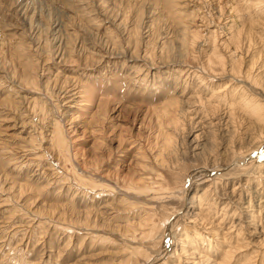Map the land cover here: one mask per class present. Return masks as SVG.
Returning a JSON list of instances; mask_svg holds the SVG:
<instances>
[{
	"label": "rangeland",
	"instance_id": "374dc122",
	"mask_svg": "<svg viewBox=\"0 0 264 264\" xmlns=\"http://www.w3.org/2000/svg\"><path fill=\"white\" fill-rule=\"evenodd\" d=\"M243 95L264 106V0H0V264H193L184 233L264 264V124L231 109ZM143 217L174 225L166 254L129 232Z\"/></svg>",
	"mask_w": 264,
	"mask_h": 264
},
{
	"label": "bare ground",
	"instance_id": "6f19581e",
	"mask_svg": "<svg viewBox=\"0 0 264 264\" xmlns=\"http://www.w3.org/2000/svg\"><path fill=\"white\" fill-rule=\"evenodd\" d=\"M235 15V14H234ZM257 45V44H256ZM216 61V60H215ZM214 63V62H213ZM216 64V63H215ZM231 71V70H230ZM190 73V72H189ZM217 74V73H216ZM219 77V76H218ZM239 78V77H238ZM238 80V79H237ZM208 82H202L201 84L204 86V85H206ZM213 86V85H212ZM214 86H216V85H214ZM231 86V85H230ZM208 87V86H207ZM206 87V88H207ZM209 87H211V86H209ZM208 87V88H209ZM237 87V86H236ZM200 88V87H199ZM213 88H215V90H217V92L219 91V89L221 88V86L219 85L218 87H217V89H216V87H212V90H213ZM224 88V87H223ZM226 89V87L222 90V91H224ZM237 90H238V88H236ZM235 90V89H234ZM237 90H235V91H237ZM226 91V90H225ZM216 91L214 92L213 91V95H210L209 97H199V100H200V102H202V103H204L205 105H207L208 106V104H211V102H213L214 100H216V98H218V97H221V95H219V93H217ZM221 92V91H220ZM230 92V91H229ZM231 94L233 95V93L231 92ZM79 95V94H78ZM200 95V94H199ZM218 97H217V96ZM227 95H229V93H222V96L223 97H226ZM231 96V95H230ZM222 98V97H221ZM220 98V99H221ZM225 100V99H224ZM91 101V100H90ZM259 101V100H258ZM258 101H257V99H254V98H251V96L250 97H247V95H243V96H239L237 99H236V102H233L232 104H231V106L230 107H232L231 109H234L233 107L237 104L238 106H239V110H243V111H245V113H247L248 114V116H252V115H254V117H255V119L257 120V121H259V122H261V123H263L264 124V106L262 105V104H260V103H258ZM173 102V101H172ZM170 103H171V101H170ZM230 103V102H229ZM235 103V104H234ZM230 105V104H229ZM228 105V106H229ZM44 108V107H43ZM236 110V109H235ZM228 113V112H227ZM210 115V114H209ZM210 117V116H209ZM201 123V122H200ZM184 131V130H183ZM54 132V131H53ZM203 133V132H202ZM54 135H55V132L53 133ZM55 141V140H54ZM56 145L57 146H62L63 145V142H62V140L60 139V138H58L57 137V135H56ZM202 170L201 169H199V170H197V171H193L191 174H189L188 175V180H187V183L185 184V188H183L184 189V191H183V194H186L189 190H190V188L193 186V184H194V182L195 181H197V178L203 173H201L200 174V172H201ZM158 182V181H157ZM166 182L167 183H165V184H167V190H169L168 192H167V194L166 195H168V199H171V198H173L174 196H176L175 194H177L174 190L175 189H177L176 187H173L172 186V183H171V181H167V179H166ZM185 182V181H184ZM159 183V182H158ZM175 183V182H174ZM160 184H163L162 182L160 183ZM184 184V183H183ZM164 187V186H163ZM147 188V187H146ZM238 188V186H236L235 185V189L233 190V192L236 190ZM194 189V188H193ZM206 189H208V188H206ZM219 189V188H218ZM147 190V189H146ZM149 190H150V188H149ZM216 190V189H215ZM158 191V190H157ZM181 191V190H180ZM197 191V190H196ZM204 191H207V190H204ZM211 191V190H210ZM182 192V191H181ZM178 193H180V192H178ZM183 194H182V196H183ZM203 194V193H202ZM207 193H205V195H206ZM209 194V193H208ZM223 194V193H222ZM165 195V196H166ZM174 195V196H173ZM179 195V194H178ZM216 195V194H215ZM224 195L225 196H227L228 197V195L227 194H225L224 193ZM181 196V195H180ZM201 196V195H200ZM199 196V197H200ZM206 196H208V195H206ZM210 196H211V192H210ZM210 196H209V198H210ZM224 196V197H225ZM199 197H197V198H199ZM216 197H218V196H216ZM234 197V196H233ZM232 197V198H233ZM180 198V197H179ZM182 198V197H181ZM203 198V197H202ZM212 198V197H211ZM214 198V197H213ZM200 199V198H199ZM205 199V198H204ZM208 199V198H207ZM182 201V200H181ZM200 201V200H199ZM198 201V202H199ZM206 201V200H205ZM204 201V202H205ZM231 201H233V199H230V201L229 202H231ZM195 202L196 201H194V205L192 206L193 208H195V206H196V204H195ZM200 202H202V200L200 201ZM228 202V203H229ZM207 203H208V201H207ZM219 203V202H218ZM203 205H204V203H203ZM208 205V204H207ZM199 206H201L200 204H199ZM218 206V205H217ZM191 207V208H192ZM202 207V206H201ZM200 207V208H201ZM212 207V206H211ZM210 207V208H211ZM231 211V210H230ZM201 212V211H200ZM197 213V218H198V220H200V222L202 221H205L206 222V220L201 216V214L200 213H198V212H196ZM195 213V214H196ZM232 214V213H231ZM236 214V212L234 211V213H233V215H235ZM205 215V214H204ZM195 216V215H194ZM196 218V219H197ZM143 220L142 221H139L138 223H137V225L135 226V227H133V229H130V233H132V234H134V232H136L137 231V229L138 228H140V229H142V231L143 232H145L146 233V238L147 239H149L150 241H152V240H160L161 241V243H162V246H161V250L162 251H165V254L167 253V248L169 247V245H170V242L172 241L171 240V238L169 237V236H171V235H173V228H174V225H172V223H171V225L170 226H167V221L165 220L164 221V223L161 225V223H157L156 222V220H152L151 218H146V217H143L142 218ZM195 219V218H194ZM195 219V220H196ZM223 219L224 218H222V220L218 223V224H221L222 222H223ZM202 222H201V224H202ZM204 224V223H203ZM163 226L164 225V227H163V229H161V227H159V226ZM204 226V225H203ZM212 227V226H211ZM43 228V227H42ZM166 228H167V231H166ZM186 230H187V228H186ZM139 231H141V230H139ZM197 232V231H196ZM218 232V231H217ZM167 233V234H166ZM198 233V236H200L199 235V232H197ZM127 234V233H126ZM185 235H183V237H184V239H183V237H181V247H179V248H177V250L175 251V253L176 252H179V254H181L180 256L182 257V255L183 256H188V255H191V257H192V255H196L195 257L193 256V258H198L199 260H197V261H191L193 264H221V263H215L214 261H212L209 257H207L206 256V254H205V252H204V250L202 249L201 250V252L198 254V253H196V250H198V252H199V243L200 242H197V239H198V237L196 236V235H194L193 233H191V234H188V235H186V233H184ZM190 235H191V237H190ZM216 235V237H218L219 236V233H217V234H215ZM173 237V236H172ZM189 237V238H188ZM215 237V236H214ZM169 239L170 238V240H168L169 242H167V240L166 239ZM177 239V238H176ZM185 240V241H184ZM225 240V239H224ZM164 241H166V242H164ZM200 241V240H199ZM207 241H210V239H207ZM215 241V240H214ZM213 244V243H212ZM192 245V246H191ZM153 247H155V246H153ZM189 248H191V249H189ZM207 248V247H206ZM170 249V248H169ZM237 249V248H236ZM233 251V252H232ZM234 251H236V250H230V251H228V253H227V258L228 257H231V256H233V253H234ZM171 252V251H170ZM157 253H159V252H157ZM156 252H154L153 254H151V256H150V259L154 256V254H157ZM172 254H171V258H174V255L175 254H173V252H171ZM184 254H188V255H184ZM177 256V255H176ZM179 257V256H178ZM180 258V257H179ZM170 259V258H169ZM182 259V258H181ZM230 260V259H229ZM152 260H150V262H151ZM154 261V260H153ZM181 262V261H180ZM151 263H153V262H151ZM155 264H156V262H154ZM159 264V263H158ZM166 264V263H165ZM243 264H245V263H243Z\"/></svg>",
	"mask_w": 264,
	"mask_h": 264
}]
</instances>
